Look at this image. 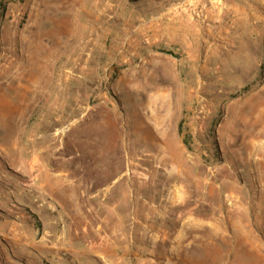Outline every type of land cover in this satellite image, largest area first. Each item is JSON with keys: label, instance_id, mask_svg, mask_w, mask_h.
I'll return each instance as SVG.
<instances>
[{"label": "rangeland", "instance_id": "rangeland-1", "mask_svg": "<svg viewBox=\"0 0 264 264\" xmlns=\"http://www.w3.org/2000/svg\"><path fill=\"white\" fill-rule=\"evenodd\" d=\"M49 7L0 0V84L23 86H0V208L30 207L36 239L52 204L61 251L77 237L127 264H264V38L233 52L215 40L207 72L171 53L160 63L175 73L123 74L92 40V10ZM78 198L96 211L75 212Z\"/></svg>", "mask_w": 264, "mask_h": 264}, {"label": "crops", "instance_id": "crops-1", "mask_svg": "<svg viewBox=\"0 0 264 264\" xmlns=\"http://www.w3.org/2000/svg\"><path fill=\"white\" fill-rule=\"evenodd\" d=\"M43 2L48 3L50 9L64 7L80 13L92 10L94 12L92 40L98 43L108 42L107 54L110 64L124 63L125 68L118 70L123 74L140 72V68L146 65L164 67L167 68L164 70L165 73H175L176 70L169 69L171 62L166 63L162 60L163 64L160 63V59L172 57L171 53L180 57L174 65L175 68L179 66L195 71L197 62L202 59L204 62L202 70L207 72L205 68L209 59L208 53L213 50L211 43L215 40L223 43V48L233 52L250 49V43L260 45L264 38V0H43ZM198 11L204 18L201 15L199 17L194 15ZM85 20L86 18L76 17L75 25L84 26ZM0 86L5 90L23 87L21 83L10 82L2 83ZM140 89L141 86L132 87L136 92ZM21 101L24 103L23 97ZM8 102L11 101L1 99L0 106ZM60 102L62 106L63 100ZM65 103L67 104V101ZM52 104L56 103L52 101ZM19 107H22V104L13 105V111ZM6 135L7 133L0 129V138H5ZM1 143L4 142H0V152L5 150ZM33 159L36 157H31L22 165L28 168L29 173L32 172L28 165ZM33 164L35 169L36 160ZM3 191L5 189L0 187V192ZM86 196L82 198H87ZM95 196L88 195V201L97 198ZM75 200L80 202L79 209L75 211V205L69 208L80 213L82 217L85 218L87 212L96 211L95 207L84 203H87V200L80 198ZM3 202L4 200L0 203ZM47 207L46 210L41 209V213H45L44 222L48 229H44L42 236L40 234L36 239L35 231L39 225H34L28 215L37 216L38 224L40 217L32 212L30 207L10 201L6 207L0 208V264H78L73 253L81 254L88 259L83 264H127L125 260L116 257L115 246L111 243L113 241H109L112 245L108 252L104 249L101 254L98 251L100 244H91L85 249L86 243L76 237L75 249L64 248V252L61 251L63 247L59 246V242L63 235L59 234V231L55 232L54 228L57 227L50 216L54 210L52 204H48ZM26 211L30 213L27 214ZM4 225L7 229L1 231ZM96 228L93 230L99 235L98 231L101 229ZM82 230L85 234L88 231L85 227ZM76 235H79V232ZM68 253L72 254L71 258Z\"/></svg>", "mask_w": 264, "mask_h": 264}, {"label": "bare ground", "instance_id": "bare-ground-1", "mask_svg": "<svg viewBox=\"0 0 264 264\" xmlns=\"http://www.w3.org/2000/svg\"><path fill=\"white\" fill-rule=\"evenodd\" d=\"M35 160L36 159H33L32 161H30V165H28V167L30 168L29 170H30V172H33V170H34V164L33 163H35ZM60 176H62V175H59V176H55L57 179L60 177ZM66 176V175H65ZM67 177V176H66ZM67 182V181H66ZM65 183V182H64ZM46 184V183H45ZM73 184V183H72ZM27 185V184H26ZM25 185V186H26ZM32 186V185H31ZM28 187V186H27ZM98 230H96V232H97ZM98 232H100V231H98ZM110 238V237H109ZM109 238L107 237V239L109 240ZM106 239V238H105ZM123 239V238H122ZM100 243H102V242H100ZM99 243V244H100ZM104 243V242H103Z\"/></svg>", "mask_w": 264, "mask_h": 264}]
</instances>
